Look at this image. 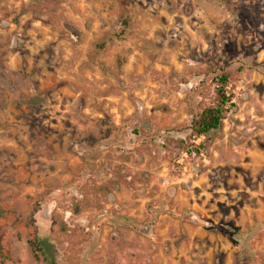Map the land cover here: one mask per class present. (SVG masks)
I'll return each instance as SVG.
<instances>
[{
	"label": "rangeland",
	"instance_id": "374dc122",
	"mask_svg": "<svg viewBox=\"0 0 264 264\" xmlns=\"http://www.w3.org/2000/svg\"><path fill=\"white\" fill-rule=\"evenodd\" d=\"M37 239L59 264H264V0H0V264H45Z\"/></svg>",
	"mask_w": 264,
	"mask_h": 264
},
{
	"label": "trees",
	"instance_id": "16d2710c",
	"mask_svg": "<svg viewBox=\"0 0 264 264\" xmlns=\"http://www.w3.org/2000/svg\"><path fill=\"white\" fill-rule=\"evenodd\" d=\"M221 87L219 89L221 102L220 105L206 110L201 118L193 123L192 130L198 136H206L213 139L215 135L221 133L224 124V114L227 106L231 103L225 89V84L228 82V77L222 75L219 79ZM235 107V105H231ZM29 245L33 250L35 258L42 260L45 264H59L54 246L45 239H37L30 241Z\"/></svg>",
	"mask_w": 264,
	"mask_h": 264
}]
</instances>
